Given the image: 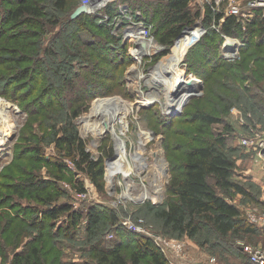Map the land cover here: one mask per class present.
<instances>
[{
    "label": "rangeland",
    "instance_id": "obj_1",
    "mask_svg": "<svg viewBox=\"0 0 264 264\" xmlns=\"http://www.w3.org/2000/svg\"><path fill=\"white\" fill-rule=\"evenodd\" d=\"M233 1L248 0H223L220 3L192 0V12L199 11V15L171 45L162 43L160 31L152 28L150 35L141 40L143 47H139L126 35L129 32L126 26L115 30L110 25L111 29L106 33L104 26L108 25L91 13L88 14L95 16L99 27L85 22L81 29L79 19L74 20L72 13L82 0H69L64 11H56L52 0H41L49 11L45 19L53 12L56 15L52 18L58 19L57 24H45L42 38L28 31L31 28L28 23L4 28L0 18V235L5 240L11 242L16 229L22 226H25L23 239L38 234V226H26L32 223L31 217L40 214L32 207L45 205L31 197L36 193L35 189L32 191L30 186L24 185L29 177L36 176L49 181L48 191L58 189L60 203H71L83 212L81 230L86 224L89 203L99 202L107 219L101 235L109 241L124 238L121 240L128 241L129 246L136 244L138 237L151 238L169 264H247L244 257L231 253L228 242L264 247V224L251 220L264 213L263 164L255 158L254 148L240 143L244 135L264 132V75L259 76L254 71L262 63L246 64L248 59L244 57L249 56L251 48L243 49L241 36L231 39L221 36L216 42L217 52L198 44L207 30L220 31L214 21L205 24L207 5H212L214 12L225 14ZM114 2L119 10L129 6L121 0ZM7 3L0 0V10L3 11ZM103 36L121 37L123 42H120L126 47L124 62L117 64L116 56L105 54V47L101 45ZM188 38L193 39L186 44ZM62 43L73 48L75 54L64 53ZM82 45L86 47L81 48ZM51 51H55L54 54ZM170 52L169 59L163 61ZM173 53L179 58L175 63L177 71L166 72L165 66ZM38 57L44 60L42 73L29 74L23 79V72L18 70L28 69ZM217 57H220V63L213 66L212 59ZM73 62L78 63L73 66ZM249 62H252L251 58ZM116 64L118 67L115 68ZM74 72L80 75L75 76ZM62 74L66 80L72 77L74 85L64 83L62 92H58L61 97L41 101L44 89L59 88ZM201 74L207 78H202ZM153 77L159 79L153 80ZM192 81L199 86L188 92L179 106L173 105L181 85ZM170 84L174 87L171 90ZM104 102L115 103L105 107ZM197 110L208 111L221 121L206 127L194 120L193 114ZM76 111L79 114L74 116ZM107 117L110 127L105 125ZM70 125L84 140L92 156L102 158L104 172L98 181L77 168L67 149L58 147V138ZM222 134L228 137L225 149L235 147L229 153L236 160L234 179L247 186L263 204L234 192L230 194V200L259 232L231 234L227 241H220L205 232L195 238L165 233L155 210L175 198L170 183L181 173L187 150ZM117 151L121 152V160L110 178L109 161ZM161 163L165 164L159 171L157 165ZM79 183L84 184L86 192L79 191ZM19 185L26 194L29 192L24 198L16 195L15 188ZM23 206L29 211L24 213L27 221L22 222L16 215L22 212ZM109 210L119 216L113 226L108 225ZM130 238L133 241L130 242ZM58 240L65 241L64 259L82 262V258H88L82 251L73 249L82 242L64 237ZM23 248L21 245L17 249L12 246L0 249V264H12L16 251H23ZM148 258L143 260L151 264Z\"/></svg>",
    "mask_w": 264,
    "mask_h": 264
},
{
    "label": "trees",
    "instance_id": "obj_2",
    "mask_svg": "<svg viewBox=\"0 0 264 264\" xmlns=\"http://www.w3.org/2000/svg\"><path fill=\"white\" fill-rule=\"evenodd\" d=\"M7 1L9 3L4 5L3 11L0 10V18L4 28L17 27L28 23L31 28L27 30L33 35L41 36L42 38L47 22H51L52 25L58 23V19H53L56 12H53L50 18L45 19L49 11H46V5L41 0H3V2ZM121 1L129 4L134 12L140 10V15L135 14L137 19H144L152 23L153 30L160 31V41L166 45H171L178 39L185 28L195 23V19L199 15V11H196V13L192 12V0ZM68 2L69 0H52V5L56 11H64ZM115 3L109 4L106 10L112 14L117 13L119 8L115 6ZM222 17H225V20L219 26L220 31L215 29L212 31L207 30L198 44L206 47L208 51L217 52L219 48L216 42L221 36L223 38L241 36L240 38L244 42L242 45L243 49L251 48L249 56L244 57V59H248L246 64L262 63L256 66L254 71L257 75L263 76L264 20L260 17L259 11L256 12L253 22L249 23L246 29H243L242 24L235 16H225L223 12L216 13L213 11L212 5H207L204 18L206 25L213 21L219 25ZM71 18L70 16V21L72 20ZM77 18L80 21V26H82L81 29H84L85 22H90L92 26L99 27L95 16L88 14V12L82 13L74 20ZM110 29V25L108 27L104 26L106 33ZM191 39L193 38L186 39V44ZM101 40L103 42L101 44L102 47H105L103 50L105 54L116 56L114 59L118 60L117 64L124 62L126 47L120 42V40L122 41L120 36L119 38L116 37V39L110 36H103ZM59 44L61 45V43ZM97 44L99 45V42ZM62 47L64 53L71 56L75 54V51L70 46L67 47L66 44L62 43ZM80 47L86 46L82 45ZM54 52L51 51L52 54ZM172 52L163 61H167ZM219 58L212 59L213 66H217L220 63ZM250 58L252 59L251 63L249 62ZM207 59L210 60L208 56ZM35 61L36 63L29 66L28 69L26 67L18 70L23 72V79L29 74L42 73L44 60L38 57ZM76 63L73 62V66H76ZM63 64L66 63L63 62ZM117 64L115 68L118 67ZM82 66H86V64H82ZM58 71V68H56V75L59 74ZM74 74L75 76L80 75L77 72H74ZM201 77L207 78L204 74H201ZM61 78L62 83L59 84V88L43 90L44 94L40 99L41 101L43 98L52 97L53 99H58L61 97L58 92L65 87L64 83H68L71 86L74 85L71 82L72 77H69L67 81L62 74ZM51 88L52 85L48 87V89ZM254 95L259 97L257 93H254ZM78 112H74V116L78 115ZM193 118L206 127L221 121L220 117L205 110H197L193 114ZM68 127L65 129V133L58 138V147L64 149V151L67 149L68 155L73 159L77 168L89 174L93 181H98L104 172L102 158L93 157L91 152L86 149L84 140L79 136L74 126L70 125ZM226 139L228 137L226 138L222 134L216 139L194 144L187 150L181 173L175 175L170 183V191L175 198L171 199L165 206L155 210V215L160 220L161 227L165 233L178 237L195 238L205 232L208 235L216 236L220 241H227L231 234L239 235L240 233L243 235L259 232L254 223L249 222L242 216L239 206L230 200L229 196L234 192V194H242L243 197L255 203L263 204L254 193L252 194L247 186L234 179L236 160L229 153L235 147H227L225 149ZM48 184V180H43L36 176L29 177L24 182V185L30 186L32 191L36 190V193L31 194V197H36L46 207H32L34 211H39L40 214L31 217L32 220L29 221L32 223L26 226V228H36L38 226L37 236L36 234L28 235L23 239L21 236L25 231L23 229L25 226L16 229L12 243L0 235V249L3 250L9 246L16 249L21 245L24 247L23 251H16L12 264H146L143 260L145 257H149L147 261L151 264H169L151 238L138 237L136 238V244L129 246L128 241L121 240L124 238H116L114 241H109L104 235H101L104 220L107 219L104 218L103 208L99 202L89 203L86 212V224L83 225L81 230L79 225L83 218V212L75 209L71 203H60L57 200L60 192H58V189L55 190L56 192L48 191L46 187ZM78 187L80 192H86L83 183H79ZM15 192L19 198H24L29 194V192L26 194L25 189L20 187V185L15 188ZM27 211H29L28 208L24 207L22 212H18V214H21L16 215L20 219L19 221H27V217L24 215V213L28 214ZM108 215L110 217L108 225L113 226L119 220V216L113 210H109ZM37 220L40 222H37ZM46 220H48V223H46ZM60 237L82 242L80 246L73 249L82 251L88 258H82V262L64 259V248L66 246L64 244L65 241L61 242V240H58ZM129 241L131 242L133 239L131 240L130 238ZM228 244L231 245L229 247L232 248L231 253L244 257L247 264H254L244 252L240 243H231L229 241Z\"/></svg>",
    "mask_w": 264,
    "mask_h": 264
},
{
    "label": "built area",
    "instance_id": "obj_3",
    "mask_svg": "<svg viewBox=\"0 0 264 264\" xmlns=\"http://www.w3.org/2000/svg\"><path fill=\"white\" fill-rule=\"evenodd\" d=\"M115 0H82L81 4L87 7L88 13L98 15L99 19L108 25H113V29L117 30L120 26H126L129 32L126 34L129 36L130 41L136 43L139 47L142 46L144 42H141L142 38L148 37L153 28V24L147 22L144 19H137L135 14L140 15V10L134 12L130 6H124L122 10L117 13L112 14L108 12L106 8L109 4L113 3ZM216 3H220L223 0H215ZM259 10L264 16V0H248V1H233L229 3L228 10L224 14L225 16L233 15L242 24L243 29L247 28V24L252 20L255 12ZM225 20V17L221 18L219 26ZM126 24V25H124ZM142 32V33H141ZM138 34V35H137ZM232 37H226V39H231ZM143 47V46H142ZM250 128H252L250 126ZM241 145L247 148H254L256 150L257 161L263 164V176H264V132L254 131L251 134L244 135L240 139ZM262 214V213H261ZM256 218H249L252 222H259L264 224V213L263 215ZM251 217V216H250ZM112 236V235H111ZM242 249L249 256V259L254 264H264V247L242 243ZM212 261L215 262L216 258L213 257Z\"/></svg>",
    "mask_w": 264,
    "mask_h": 264
},
{
    "label": "bare ground",
    "instance_id": "obj_4",
    "mask_svg": "<svg viewBox=\"0 0 264 264\" xmlns=\"http://www.w3.org/2000/svg\"><path fill=\"white\" fill-rule=\"evenodd\" d=\"M178 56H177V54L176 53H173V55H172V58L170 59V61H169V63L168 64H166V69H168V70H166V72L167 71H169V72H176L177 71V68H176V65H175V63L176 62H178ZM164 65V64H163ZM163 65H160V66H163ZM159 66V67H160ZM158 67V68H159ZM159 71V70H158ZM161 72V71H160ZM162 73V72H161ZM166 74V73H165ZM161 76H163V75H161ZM159 79V77H153V80H158ZM166 79H168V78H166ZM165 80V79H164ZM172 83V82H171ZM199 86V84L198 83H196V82H194V81H192V82H186V83H184V84H182L181 85V87L179 88V90L177 91V97L174 99V101L175 100H177V101H175V103L173 104V105H178L179 106V104H181V102H182V100H183V98L186 96V94L188 93V92H190V91H192V89H196L197 87ZM169 87V86H168ZM171 88H174L173 86L171 87V84H170V90H171ZM177 102V103H176ZM115 102H111L110 104L109 103H106V102H104L103 104H105V107H111L113 104H114ZM107 105V106H106ZM168 106V105H167ZM109 121H110V118L109 117H107V120L105 121V125H108L109 127H110V123H109ZM120 160H121V152L120 151H117L116 152V154H115V156L114 157H112L111 159H110V161H109V165H108V168H109V176H110V178H113V174H114V172H115V169L117 168V165H118V163L120 162ZM165 163H161V164H158L157 166L159 167L158 168V170L160 171V169H161V166H163Z\"/></svg>",
    "mask_w": 264,
    "mask_h": 264
},
{
    "label": "water",
    "instance_id": "obj_5",
    "mask_svg": "<svg viewBox=\"0 0 264 264\" xmlns=\"http://www.w3.org/2000/svg\"><path fill=\"white\" fill-rule=\"evenodd\" d=\"M84 12H88L87 7L83 4H80L72 13V17H78L79 15H81Z\"/></svg>",
    "mask_w": 264,
    "mask_h": 264
},
{
    "label": "crops",
    "instance_id": "obj_6",
    "mask_svg": "<svg viewBox=\"0 0 264 264\" xmlns=\"http://www.w3.org/2000/svg\"><path fill=\"white\" fill-rule=\"evenodd\" d=\"M257 11H259V10H257ZM257 11H256V12H257ZM256 12H255V15H256ZM259 13H260V17L264 20V16L262 15L261 11H259ZM255 15L252 17V20H251L249 23L253 22ZM249 23H248V24H249ZM248 24H247V26H248ZM242 27H243V26H242ZM240 41H241V45H243L244 42L242 41L241 38H240Z\"/></svg>",
    "mask_w": 264,
    "mask_h": 264
}]
</instances>
